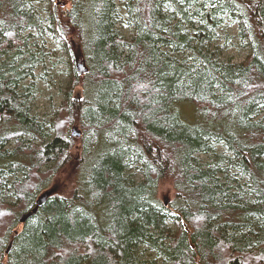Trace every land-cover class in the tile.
<instances>
[{
    "label": "trees",
    "instance_id": "obj_1",
    "mask_svg": "<svg viewBox=\"0 0 264 264\" xmlns=\"http://www.w3.org/2000/svg\"><path fill=\"white\" fill-rule=\"evenodd\" d=\"M24 3L0 0V56L38 26ZM119 8L52 1L51 27L86 68L73 64L49 124L13 85L22 70L0 62V264H158L144 247L162 264H264V0H125L130 38ZM225 14L250 45L241 62L207 46Z\"/></svg>",
    "mask_w": 264,
    "mask_h": 264
},
{
    "label": "rangeland",
    "instance_id": "obj_2",
    "mask_svg": "<svg viewBox=\"0 0 264 264\" xmlns=\"http://www.w3.org/2000/svg\"><path fill=\"white\" fill-rule=\"evenodd\" d=\"M52 1L25 0L23 8L35 16L38 26H33L25 31L27 43L20 53L14 55V52H11L9 55L0 56V62H13L19 70H22L17 78L16 84L14 83L13 85L16 87L28 111L46 124L50 123V120L53 118V112L59 109L63 100L66 98V93L73 81V64L78 70H84L86 68L83 51L80 48H76L73 54H71L66 47L67 39H63L56 34L51 27L53 26V20L50 18L49 8L52 5ZM65 1L67 2L68 0ZM117 1L120 7L119 14L122 16L117 23V30L120 34L130 38L134 30L133 26L127 21V14L122 8L125 0ZM69 5L70 1L67 6ZM216 33V36L207 42V46L215 56H218L219 59L226 62H241L246 59L251 51L250 45L247 39L241 37L239 24L233 17L225 14ZM173 53L181 58L179 52ZM80 128L82 129L81 126ZM30 138V136H27L25 142H28ZM15 144L16 141L11 139L3 147L13 149ZM221 149L225 150L226 147L221 145ZM200 156L204 160L208 159L204 154ZM127 174L135 180L142 179V173L138 166L133 165L129 167ZM234 175L235 177H239L234 172L233 175L229 176ZM240 178H242L241 175ZM237 179L231 178L232 183L238 184V182H244V179L240 181ZM167 189V186L163 187V190L165 192L167 191V196L170 198L172 196V190ZM7 195L9 199L14 198L10 193ZM23 213H19V218ZM169 224L172 228L176 227L172 221ZM13 227L12 233H15L16 230L23 227V222L19 219V222ZM143 250L146 259L156 257L157 263L162 264V259L153 250L146 247ZM145 261L147 262V260Z\"/></svg>",
    "mask_w": 264,
    "mask_h": 264
},
{
    "label": "water",
    "instance_id": "obj_3",
    "mask_svg": "<svg viewBox=\"0 0 264 264\" xmlns=\"http://www.w3.org/2000/svg\"><path fill=\"white\" fill-rule=\"evenodd\" d=\"M74 95L76 98L81 99L82 98V94H81V89L76 88ZM71 135L72 136H81L82 134V129L80 128V126L76 123H74L71 127ZM58 190V186L56 184H53L47 188H44L42 191L39 192V194L36 197L35 200V206L27 212H24L21 216H20V221H26V219L34 212H36L39 208L40 205L44 204L46 202V200L49 198V196H51L54 192H56Z\"/></svg>",
    "mask_w": 264,
    "mask_h": 264
}]
</instances>
